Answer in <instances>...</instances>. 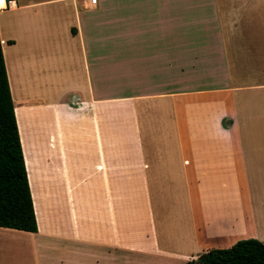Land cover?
<instances>
[{"label":"crops","instance_id":"0c3cea01","mask_svg":"<svg viewBox=\"0 0 264 264\" xmlns=\"http://www.w3.org/2000/svg\"><path fill=\"white\" fill-rule=\"evenodd\" d=\"M36 231L0 264H182L264 242V0H5Z\"/></svg>","mask_w":264,"mask_h":264},{"label":"trees","instance_id":"16d2710c","mask_svg":"<svg viewBox=\"0 0 264 264\" xmlns=\"http://www.w3.org/2000/svg\"><path fill=\"white\" fill-rule=\"evenodd\" d=\"M0 226L35 232L36 222L0 47ZM182 264H264V242L235 241Z\"/></svg>","mask_w":264,"mask_h":264},{"label":"built area","instance_id":"2783aa9c","mask_svg":"<svg viewBox=\"0 0 264 264\" xmlns=\"http://www.w3.org/2000/svg\"><path fill=\"white\" fill-rule=\"evenodd\" d=\"M8 2L9 1L6 2L5 0H0V10L5 9L7 7Z\"/></svg>","mask_w":264,"mask_h":264}]
</instances>
